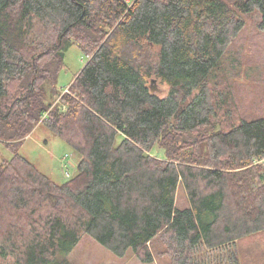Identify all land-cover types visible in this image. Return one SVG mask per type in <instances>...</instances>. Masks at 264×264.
<instances>
[{"label":"trees","instance_id":"1","mask_svg":"<svg viewBox=\"0 0 264 264\" xmlns=\"http://www.w3.org/2000/svg\"><path fill=\"white\" fill-rule=\"evenodd\" d=\"M250 16L264 32V0H0V254L74 264L88 235L145 263L162 246L174 264H242L264 232V73L241 96L229 53ZM74 43L87 61L64 92ZM39 123L79 155L63 183L18 152Z\"/></svg>","mask_w":264,"mask_h":264},{"label":"rangeland","instance_id":"2","mask_svg":"<svg viewBox=\"0 0 264 264\" xmlns=\"http://www.w3.org/2000/svg\"><path fill=\"white\" fill-rule=\"evenodd\" d=\"M256 20L255 16L247 17L244 30L229 47L230 55L237 54L243 66V72L238 77L240 86L237 87V91L243 97H246L247 91H249V98L252 96L253 90L261 93V88H263L260 76L264 73V32L256 28ZM86 61L87 56L79 46L75 43L70 45L66 50L65 66L59 74L58 87L62 90L69 87ZM149 86L159 96H165L168 93V85L158 79H150ZM250 100L255 105L254 107L257 104L260 107L264 103L262 98L258 100L256 97H252ZM18 152L58 183L69 180L77 173L78 153L65 139L53 133L45 123H39L23 139ZM66 154L70 155L69 160H73L75 164L70 168L72 174L70 177L66 175L64 168ZM13 155L14 152L0 141V161L9 159ZM177 196L179 206L183 207L188 204L182 185H180ZM239 247L242 264H264V232L244 238ZM162 250V246L159 250L155 248V260L152 263H145L139 255L131 250L124 256H118L93 237L85 235L76 248L67 254L66 258L74 264H174L171 257L162 253ZM0 264H16V260L13 256L4 257L0 254Z\"/></svg>","mask_w":264,"mask_h":264},{"label":"built area","instance_id":"3","mask_svg":"<svg viewBox=\"0 0 264 264\" xmlns=\"http://www.w3.org/2000/svg\"><path fill=\"white\" fill-rule=\"evenodd\" d=\"M70 90H69V87H67L65 90H64V92H69ZM63 109L65 110L66 109V106H63ZM47 117V114H45L44 116H43V119L42 120H44L45 118ZM70 159V155L69 154H66V156H65V163H64V168L66 169V175L68 176V177H70V176H72V174H71V167H73L75 164H74V162H73V160H69Z\"/></svg>","mask_w":264,"mask_h":264}]
</instances>
